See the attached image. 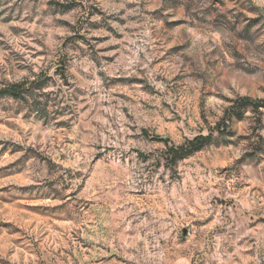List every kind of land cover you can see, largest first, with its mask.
Wrapping results in <instances>:
<instances>
[{
    "label": "clouds",
    "instance_id": "clouds-1",
    "mask_svg": "<svg viewBox=\"0 0 264 264\" xmlns=\"http://www.w3.org/2000/svg\"><path fill=\"white\" fill-rule=\"evenodd\" d=\"M0 264H264V0H0Z\"/></svg>",
    "mask_w": 264,
    "mask_h": 264
}]
</instances>
